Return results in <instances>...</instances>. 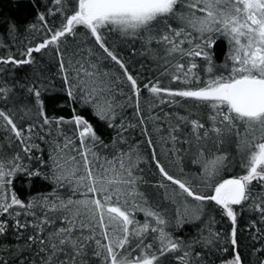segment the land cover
<instances>
[{"label": "snow or ice", "instance_id": "6c2138e0", "mask_svg": "<svg viewBox=\"0 0 264 264\" xmlns=\"http://www.w3.org/2000/svg\"><path fill=\"white\" fill-rule=\"evenodd\" d=\"M14 3L0 264H264V0Z\"/></svg>", "mask_w": 264, "mask_h": 264}, {"label": "trees", "instance_id": "16d2710c", "mask_svg": "<svg viewBox=\"0 0 264 264\" xmlns=\"http://www.w3.org/2000/svg\"><path fill=\"white\" fill-rule=\"evenodd\" d=\"M16 5L14 3V0H0V17L8 16V15H14V16H20L22 13L16 12L13 9H15Z\"/></svg>", "mask_w": 264, "mask_h": 264}]
</instances>
